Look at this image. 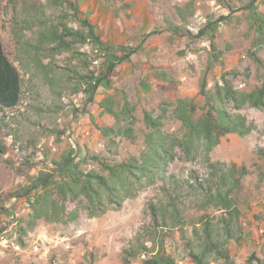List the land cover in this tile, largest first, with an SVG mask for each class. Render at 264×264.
<instances>
[{"label": "rangeland", "instance_id": "rangeland-1", "mask_svg": "<svg viewBox=\"0 0 264 264\" xmlns=\"http://www.w3.org/2000/svg\"><path fill=\"white\" fill-rule=\"evenodd\" d=\"M252 1L79 0L83 14L97 26L105 43L137 48L131 61L115 71L112 88H100L96 98L100 102L112 96L120 105L129 101L137 108L135 138H118L115 148L108 145L99 130L114 124L100 106L87 105L82 93L54 95L41 78L23 68L12 16L4 14V52L20 75L22 94L16 107L0 111V120L7 125V134L0 133V140L8 149L0 151V196L16 192L28 184L30 177L51 170L52 160L59 161L71 147L79 148L81 156L88 149L111 163L140 156L147 132L145 111L157 116L166 109L164 131L182 135V125L172 115L175 102L186 98L203 106L200 84L204 77L209 88L222 83L223 76L242 91L263 86L264 48L256 50L260 36L247 10ZM1 2L7 11L12 9L13 0ZM22 2L18 0L19 7ZM191 3L195 13L186 25L189 33L172 32L168 21L182 25L176 7ZM256 7L264 13V0H257ZM210 21L219 22L217 32L196 38ZM68 57H58V66L68 65ZM100 63L95 62L91 70L98 71ZM242 113L255 124L254 131L246 137H223L210 155L213 163L235 164L249 170L239 195L243 239L230 243L235 264H245L253 253L264 260V182L259 180L264 170L260 154L264 149V113L250 107ZM90 169L100 168L91 163L84 166V170ZM209 173V165L202 157L186 161L179 153L168 168L166 180L144 188L121 209L95 218L82 211L76 222L67 225L41 220L26 235L21 227H26L31 213L28 198L0 202L4 209L0 212V264H124L125 249L132 246L139 233L152 227L150 204L166 201L167 189L176 197L186 220L204 214L220 215L214 208H200L198 186ZM67 208L71 211L75 205L68 204ZM166 248L178 264H192L179 229L167 238ZM132 264H143V260L136 258Z\"/></svg>", "mask_w": 264, "mask_h": 264}, {"label": "trees", "instance_id": "trees-1", "mask_svg": "<svg viewBox=\"0 0 264 264\" xmlns=\"http://www.w3.org/2000/svg\"><path fill=\"white\" fill-rule=\"evenodd\" d=\"M256 3L257 0H253L247 10L260 36V41L255 43L259 50L264 48V13L257 10ZM189 6L176 7L182 25L168 21L172 32L189 33L186 25L195 13L193 4ZM4 14L12 16L18 58L27 72L41 78L54 95L67 91L82 93L87 105L100 106L103 113L114 119L113 125L99 128L112 148L116 147L118 138H135L136 106L129 101L120 105L112 96L100 102L96 98L100 88H112L115 71L131 61L137 48L105 43L97 26L83 14L79 0H23L21 7L18 0H13L10 11L0 0V111L16 107L22 94L20 75L4 52L1 38ZM72 23L78 26L73 28ZM218 24V21L208 22L196 38L217 32ZM86 47L90 51L84 50ZM65 54L69 56V63L60 67L57 59ZM97 61L101 66L95 72L91 67ZM200 94L204 97L203 106L193 99L179 98L175 102L172 115L181 123L182 135L164 131L166 109L157 116L145 111L147 132L140 156L111 163L91 154L88 149L81 156L79 148L71 147L59 161L52 160L51 170L30 177L24 187L0 196V202L28 198L31 213L26 227H21L26 235L41 220L67 225L76 222L82 211L95 218L119 210L144 188L166 180L168 168L179 153L186 161L202 157L210 173L198 186L200 208H214L220 215L204 214L186 220L176 197L167 189L166 201L150 204L152 227L139 233L132 246L125 249L124 264H132L136 258L142 259L143 264H178L166 248V240L175 229L181 231L184 250L192 264H235L230 243L243 239L239 195L249 170L235 164L213 163L210 155L223 137L229 134L246 137L254 131L255 124L242 110L250 107L264 113V85L249 92L242 91L223 76L222 83L209 88L204 77ZM6 132L7 125L0 120V133ZM7 150L0 140V151ZM260 154L264 157V149ZM89 163L98 165L99 171L84 170ZM259 180L264 182V170L259 173ZM68 204L75 208L69 211ZM3 210L0 208V212ZM187 226L190 231H186ZM245 264H264V260L253 253Z\"/></svg>", "mask_w": 264, "mask_h": 264}]
</instances>
